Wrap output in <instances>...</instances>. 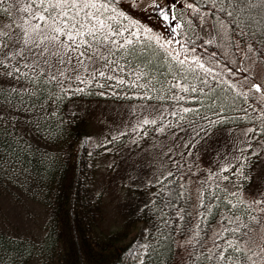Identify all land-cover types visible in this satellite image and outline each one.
Segmentation results:
<instances>
[{
	"label": "rangeland",
	"instance_id": "1",
	"mask_svg": "<svg viewBox=\"0 0 264 264\" xmlns=\"http://www.w3.org/2000/svg\"><path fill=\"white\" fill-rule=\"evenodd\" d=\"M188 2L128 0L120 12L104 15L109 17L114 29L124 33L123 37H116L117 40H133L129 46H134L142 37L152 36L165 50L174 49L169 54L187 60L199 58L197 62L203 64L205 70L227 80L240 91H247L254 84L261 85L258 101L264 112V64L238 44L239 57L236 60L224 22L216 18L190 19ZM25 6L27 0H5L0 5V27L12 25L14 28L29 19V14L18 11ZM4 8L9 11L4 12ZM165 15L168 19L164 18ZM4 30L10 31L7 27ZM19 31L16 29L17 33ZM169 40L173 43H166ZM187 42H193V46L189 47ZM127 47L113 48L112 55L105 51L110 62L107 67L103 61L95 59L91 63L86 61L87 71L78 66L80 79L85 83L74 78L76 73L71 65L66 66V76L55 81L66 91L77 92L91 86L100 88L98 93L102 97L71 99L67 111L87 117L90 140L99 147L94 184L103 202L102 228L106 232L124 228L127 220L152 198L161 179L187 163L194 170L188 175L193 190L202 180L214 177L231 179L229 183L236 194L234 196L249 203L248 206L259 216L255 240L251 243V238L248 241L245 237L242 241L245 248L259 253L264 247V212H261L264 207L254 202L261 200L264 192V144L253 141L252 129L247 127H215L213 123L201 120L194 114V108L187 105L188 99L181 85L174 90L162 88L158 92L141 86L144 76L140 69L127 63ZM5 64L11 68L16 61L6 60ZM10 68H0V81H3L0 84V105L6 113L0 129L10 130L0 131V144L1 139L9 134L22 138L33 149L40 148V121L49 114L50 106L28 99L32 85L23 77L15 80L4 75ZM231 68L234 70L230 71ZM21 71L30 72V69L22 68ZM99 71L105 76H99ZM22 84L27 91L21 88ZM13 85L16 92L12 91ZM120 95L126 98L118 99ZM68 112L64 111L63 115ZM3 151L5 149L0 146V231L38 245L45 234L47 217L38 177L30 164L26 167L25 163L14 161ZM248 178L249 184L243 188L242 184ZM129 231L138 233L139 237L133 250L124 255L122 264L139 263L145 251L140 241L147 232L145 224L131 219ZM254 259L256 264H264L260 256ZM29 264L59 263L56 257L41 255L35 256Z\"/></svg>",
	"mask_w": 264,
	"mask_h": 264
},
{
	"label": "trees",
	"instance_id": "2",
	"mask_svg": "<svg viewBox=\"0 0 264 264\" xmlns=\"http://www.w3.org/2000/svg\"><path fill=\"white\" fill-rule=\"evenodd\" d=\"M126 1L104 0L108 4L105 15L120 12ZM189 1L190 19L216 18L224 22L236 60L238 44L264 64V9L241 12L245 4L240 0H224L222 5L219 0L215 4L213 0ZM221 7L225 11H220ZM228 11H233V16H228ZM187 45L192 47L193 42ZM125 57L158 91L181 85L195 113L207 116L215 127H250L252 140L264 144V112L254 87L240 92L194 61L169 54L151 38L142 37L127 47ZM178 59L185 63H178ZM31 85L27 98L50 106L49 114L40 121V148L33 149L22 138L9 134L1 139L0 146L6 156L9 154L26 167L30 164L36 172L47 211L45 234L40 244L33 245L27 239L0 231V264H29L41 255L56 257L59 264H122L124 255L133 250L139 237L129 231L131 219L143 222L147 232L140 239L145 248L142 260L130 264H236L237 258L240 264H246L244 256L231 249L225 253L226 261H220L216 254L227 246L226 241L239 242L244 234L254 240L258 214L232 195L229 177L223 181L218 177L202 180L193 190L188 175L194 170L187 163L161 179L152 199L127 220L124 228L106 232L101 226L102 197L94 184L99 147L90 140L87 117L67 111L69 100L102 97L100 89L91 86L83 91H66L43 77ZM64 111L68 115H63ZM237 227L238 232L231 231Z\"/></svg>",
	"mask_w": 264,
	"mask_h": 264
},
{
	"label": "snow or ice",
	"instance_id": "3",
	"mask_svg": "<svg viewBox=\"0 0 264 264\" xmlns=\"http://www.w3.org/2000/svg\"><path fill=\"white\" fill-rule=\"evenodd\" d=\"M215 2L216 0H213L214 4ZM219 2L222 5L224 0H219ZM240 2L245 4V8L240 9L241 12L248 8L264 9V0H240ZM4 3L5 0H0V5ZM107 8L108 4L104 0H99V2L98 0H27V6L18 9V11L29 14V19L24 20L23 24H16L14 28L12 25L0 27V68H10L8 64H5L6 60L16 61V64L10 70L5 71L4 75L15 80H20L23 77L30 84H36L40 77L46 81H58L60 77L66 76V66L71 65L72 71L76 73L74 78L80 83H85L80 79L78 66H83L87 71L86 61L91 63L95 59L103 61L104 66L107 67L110 62L104 55L105 51L112 55L113 48L123 49L133 44L132 39L123 41L116 39L118 36L123 37L124 33L114 29L109 22V17L104 15ZM3 11L8 12L9 10L4 8ZM113 11L115 10L113 9ZM220 11H225V9L221 7ZM233 14V11L227 12L230 17ZM164 18L168 19L167 15ZM111 19L115 20V17H111ZM5 27L10 31H5ZM176 27L179 28L180 25H176ZM16 29L20 30L19 33L16 32ZM166 43L172 44L173 41L169 40ZM178 63L184 64L185 61L178 59ZM199 67L204 68V65L200 64ZM22 68L30 69V72H22ZM98 74L101 77L105 76L103 71H99ZM2 83L3 81H0V84ZM253 87L257 92L262 90V86L259 84H254ZM21 88L27 91L25 85L22 84ZM12 91L16 92L15 85L12 86ZM17 94L19 95V93ZM5 115L3 105H0V127H3ZM144 123H148V121H144ZM254 203L264 204V200ZM232 207H236V205H232ZM261 212H264V208H261ZM239 219L236 217V220ZM252 219L255 221L256 217L253 216ZM231 222L229 220V223ZM243 227L247 229L248 225L244 224ZM225 231H229V229L226 228ZM231 231L238 232L239 227L233 228ZM226 245L216 254L220 261L228 259L225 253L230 249L241 253L245 261H249L251 264H256L254 257L260 256L264 259V247L260 249L259 253L252 252L249 255L248 251L251 249L244 251L238 241L228 240ZM236 264H240L238 258Z\"/></svg>",
	"mask_w": 264,
	"mask_h": 264
}]
</instances>
